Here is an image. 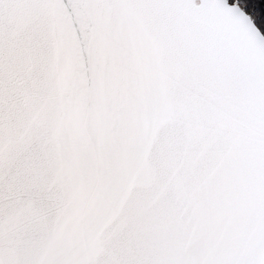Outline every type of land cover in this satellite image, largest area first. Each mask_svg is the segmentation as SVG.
I'll list each match as a JSON object with an SVG mask.
<instances>
[{
  "label": "snow or ice",
  "instance_id": "6c2138e0",
  "mask_svg": "<svg viewBox=\"0 0 264 264\" xmlns=\"http://www.w3.org/2000/svg\"><path fill=\"white\" fill-rule=\"evenodd\" d=\"M0 264H264V14L0 0Z\"/></svg>",
  "mask_w": 264,
  "mask_h": 264
},
{
  "label": "trees",
  "instance_id": "16d2710c",
  "mask_svg": "<svg viewBox=\"0 0 264 264\" xmlns=\"http://www.w3.org/2000/svg\"><path fill=\"white\" fill-rule=\"evenodd\" d=\"M231 2V0H229ZM248 8L254 13L264 14V0H245Z\"/></svg>",
  "mask_w": 264,
  "mask_h": 264
},
{
  "label": "water",
  "instance_id": "95a60500",
  "mask_svg": "<svg viewBox=\"0 0 264 264\" xmlns=\"http://www.w3.org/2000/svg\"><path fill=\"white\" fill-rule=\"evenodd\" d=\"M230 2V1H229Z\"/></svg>",
  "mask_w": 264,
  "mask_h": 264
}]
</instances>
